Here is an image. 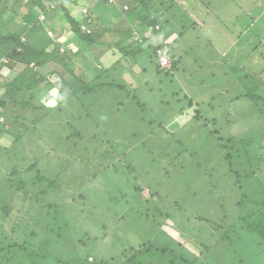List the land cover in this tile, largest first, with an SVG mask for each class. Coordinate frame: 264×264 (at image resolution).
<instances>
[{
	"label": "rangeland",
	"instance_id": "1",
	"mask_svg": "<svg viewBox=\"0 0 264 264\" xmlns=\"http://www.w3.org/2000/svg\"><path fill=\"white\" fill-rule=\"evenodd\" d=\"M202 1L211 24L204 33L189 20L190 0L177 2L188 16L170 5L177 25L171 39L182 33L181 48L172 46L182 60L174 74L155 70L149 47L166 40L170 25L155 36L132 29L135 41L144 39L139 50L121 51L115 68L96 77L123 90L88 92L86 83L97 64L108 67L105 39L114 45L136 12L123 21L112 11L115 20L106 18L102 28L87 18L91 28L81 29L97 33V43L76 38L73 45L62 37L69 30L64 15L50 13L53 23L44 29L61 59L43 57L37 70L51 86L31 90L38 108L22 113L29 120L15 122L18 109L10 120L2 117L15 144L0 137V264H78L88 257L92 264H130L132 257L133 264H243L241 243L217 241L244 194L264 197V0ZM125 2L138 10L134 0ZM24 3L0 1V34L26 33ZM80 14L90 17L86 7ZM113 22L116 31L109 30ZM22 70H1L0 97L3 78ZM6 170L17 174L2 177ZM247 239L249 248L257 246Z\"/></svg>",
	"mask_w": 264,
	"mask_h": 264
},
{
	"label": "trees",
	"instance_id": "2",
	"mask_svg": "<svg viewBox=\"0 0 264 264\" xmlns=\"http://www.w3.org/2000/svg\"><path fill=\"white\" fill-rule=\"evenodd\" d=\"M1 1V0H0ZM77 0H70V1H64V0H25V8L28 9L27 15L24 17V22L26 24H30L29 29L26 31V33L22 34L19 33L18 31L13 32V33H5V34H0V75H1V70L3 68L10 69L13 67H18L21 66L23 67L22 72L18 77H16L13 80H4L3 82L6 83L7 86L4 87V92L3 95L0 97V107L2 108L3 111L0 112V137L3 136L5 139V143L8 145L13 146L15 144V141H13V138L10 136L12 134L11 132H8L7 124L3 120V116L5 119H9L10 113L14 114L15 109H18L21 113L16 115L14 117V121L18 122L19 120H29L30 117L27 118V116H23V112L27 111H36L37 106H35V101L37 100L36 95L34 96L31 93V90L33 87H37L39 84L45 82L46 85H50L49 79H47L46 76H43L41 71H38V67L43 66V57H46L48 55H54L58 58L61 59V54H59V47L60 45L56 43L54 37H49L47 31H45L44 27L47 26L49 29L53 23L49 19L50 13H55V14H62L65 17V22L68 23L69 25V30L67 32V36L70 38H73L74 40L77 38L79 40L85 41V42H90L94 43L97 42V33L87 32L86 30H82V26H86L88 28H91L92 25L86 20V16L79 21V17L77 14H73L70 9L65 7V5H70V6H75ZM95 2V8L94 9V15L89 13V16L94 18L96 21L95 25H100V23L97 21L100 16V12L98 9V6L103 5L104 7L107 8V11L112 8L115 10V7L113 5V2L111 0H105L104 4L100 3L102 0H91ZM137 5L138 10L134 11L132 10L131 13H135L136 15L140 16L141 19L145 18L146 20V26L148 28L149 33L152 36L156 35V32H161L162 28L164 26H169L170 28V34H172L175 30L173 27L175 24H172L175 20L174 17H165V12L170 11V5H175V2L173 0H137ZM156 3H159L161 6H163V12H160L159 10L156 9ZM177 7V5H176ZM117 8V7H116ZM170 8V9H168ZM150 9L153 10V12H156L157 16L154 14H151ZM88 10V9H87ZM178 14L180 12H185V10L182 9V7L178 8ZM59 11V12H58ZM114 12V11H113ZM42 13L45 15V18L43 21L38 20V15ZM74 15V16H73ZM88 15V14H86ZM131 15V14H128ZM177 15V14H176ZM48 16V17H47ZM82 16V15H81ZM188 16V13H187ZM189 17V16H188ZM200 17V16H199ZM2 16L0 15V19ZM79 18V19H78ZM97 19V20H96ZM191 22L194 24L195 27H197L200 32L202 29H200L197 25L196 22L189 18ZM171 22V23H170ZM93 23V21H92ZM142 25V24H140ZM174 25V26H172ZM181 23L179 24V26ZM177 27V25L175 26ZM95 28V27H94ZM102 28V26H101ZM136 28V27H135ZM123 28H121L122 30ZM100 30V29H99ZM110 31L113 30V28L109 29ZM125 32L124 34L119 33V37H121V40L119 37L116 39V47L119 48L120 53L122 52H128L129 54L132 53L134 54L135 51L139 50L140 45H142L144 42H139L135 41L133 38L134 36L131 37L132 31H129V29L126 31L123 29ZM167 32V31H166ZM203 33V31H202ZM182 36V33L178 35V37L173 41L169 42L167 41L169 39V34L166 40L162 41L161 44H151L150 49H151V58L154 62V67L157 72H163L165 74H174L178 66L181 64V57L177 56L174 57L172 53V46L175 44V48L179 49L180 46L177 44L179 43V37ZM131 37V38H130ZM149 41V40H148ZM147 41V42H148ZM225 41V40H224ZM76 42V40H75ZM74 42V43H75ZM225 45V44H224ZM53 47V49L48 51L49 47ZM167 51V56L169 59V67H161L159 62H158V51ZM66 54L68 50H65ZM122 55V54H121ZM3 58V59H2ZM121 60V59H120ZM119 60V61H120ZM118 61V63H119ZM117 63V64H118ZM116 64V65H117ZM115 64L112 65L111 67L108 66L104 69V67H99V64H97V70L98 73L92 74L93 77L90 78L86 83L88 87H91V89H86V91H94L96 87H98L100 90H104L105 88L113 89H124V86L118 85V84H113V83H106L101 81H96V77L99 75V71L107 73L109 70L115 68ZM178 65V66H176ZM36 68V69H35ZM35 69V70H34ZM29 70L31 74L29 73L26 75V71ZM240 72V71H238ZM26 75V76H24ZM2 76V75H1ZM98 80V79H97ZM92 82H97L96 84H92ZM48 83V84H47ZM82 85L85 83H81ZM90 85V86H89ZM35 92V90H34ZM37 92V91H36ZM35 94V93H34ZM12 104L11 107H8ZM191 101L189 102V105L191 106ZM10 109V110H9ZM9 112V113H8ZM197 113V111H194ZM33 118V117H32ZM10 120V119H9ZM12 120V119H11ZM7 121V120H6ZM13 121V122H14ZM34 121V119L32 120ZM2 127V128H1ZM215 135H217V132H214ZM8 140V141H7ZM220 141V138H218ZM231 143H233L232 139H229ZM4 148L3 145H0V149ZM225 147L221 144L220 149L223 150ZM6 159H9L8 157H5ZM226 159V156H225ZM2 163V158L0 157V166ZM33 169V165L31 167L27 168V171H31ZM7 171V170H6ZM233 174H235V177L237 176V172L231 170ZM5 172V170H4ZM0 174H1V168H0ZM17 173L12 172V171H7L2 175V177H7L12 175H16ZM2 179V178H0ZM236 188H240V181L237 179L236 183L234 184ZM20 189V188H17ZM242 188H240L241 190ZM237 203H235L236 210L235 214L233 216V222L229 224L226 227V231L223 232L222 236H220V239L217 242H227L229 246L232 245L233 241L237 243L242 244L241 252L242 254H248L247 257H243L242 259L239 260L240 263H244V261L248 264H257L261 263L264 264V197L260 200H252V196L249 194H244V197H242ZM239 210V212L237 211ZM2 211H4L2 209ZM17 212V211H16ZM18 214V213H17ZM17 214L14 213V222L12 224L13 227L16 226L17 224ZM10 217L9 214H6V218ZM1 224V223H0ZM2 227V226H1ZM253 237L257 242V246L254 248H249L248 247V239ZM237 246V244H236ZM161 252L167 253L169 252L168 249H161L157 250L156 252ZM133 258H130L128 262L130 264H133ZM93 260H91L89 257L87 260L84 261H78V264H92Z\"/></svg>",
	"mask_w": 264,
	"mask_h": 264
},
{
	"label": "crops",
	"instance_id": "3",
	"mask_svg": "<svg viewBox=\"0 0 264 264\" xmlns=\"http://www.w3.org/2000/svg\"><path fill=\"white\" fill-rule=\"evenodd\" d=\"M104 1L105 0H102V2H100V3H102V4H104ZM174 2H175V4L177 5V2H179V1H182V0H173ZM185 1V4H183V7H184V5L186 6V0H184ZM87 2H90V3H92L93 4V7L90 9V5L87 3ZM106 2V1H105ZM134 3H135V6H137V7H139L137 4V0H134ZM202 3H203V1L202 2H200V0H190V2L188 3V7H189V11H192L193 13H194V15L192 16V17H194L195 19H193L195 22H196V25L200 28V29H205L204 31L205 32H207L206 31V29H208V28H211V24H210V21L209 22H205V20L203 19V13H204V10H205V8L202 6ZM95 2L93 3V1H91V0H77L76 1V5L73 7V6H70V5H65V7H67L68 9H70V11L75 15V14H77V16L80 18H78L79 19V21H81V19L83 20V17L81 16V14H80V8H83V7H86L87 9H88V12L91 14V16H92V14L94 13V9L96 10L97 8H95L94 6H95ZM99 4V3H98ZM98 4H96V5H98ZM113 5H114V7L116 6L117 8L115 9V10H113L114 8H112V9H110V11L108 10L107 11V8L106 7H104L103 5H101V6H98V9H99V12H100V16L99 17H97L98 18V22L99 23H102V22H105L106 23V18H108V19H110L109 17H112L113 18V21L115 20V18L113 17V12L112 11H114L117 15H119V12H121L122 13V15L125 17V18H123V21L125 20H127V18H126V13L127 14H133V13H131V11H132V7H130L128 4H127V2H125V0H114V2H113ZM134 6V7H135ZM156 9L157 10H159L160 12H163V6H161L159 3H156ZM123 7H127L128 9L126 10V12L123 10ZM180 7H182V6H179V5H177V7H176V9H178V8H180ZM200 7L202 8V9H200ZM140 8V7H139ZM168 9H170V8H168ZM183 10H185V9H183ZM169 13V10L168 11H166L165 12V17H170V15L168 14ZM188 13V12H187ZM73 15V16H74ZM94 15V14H93ZM188 15H189V13H188ZM192 15V14H191ZM191 15H189V18H191L190 16ZM132 16V15H131ZM200 16V17H199ZM87 18H89V19H92V17L90 18V17H88V16H86ZM87 18H86V20H87ZM197 18H198V20H197ZM131 19V18H130ZM192 19V18H191ZM102 20H104V21H102ZM199 21H201V22H199ZM132 23L134 24L133 26H130V28H129V31H132V29H136L137 30V33H142V34H145V30L147 29V33H148V35L149 36H152L150 33H149V31H148V28H147V26H146V20H145V18H143V19H141V17L140 16H138V15H135V17H133L132 18ZM200 23V24H199ZM129 25L128 23H125V25ZM140 24H142V25H140ZM112 28H113V30L112 31H114L118 26L115 24V22H113L112 24ZM136 25H137V27H136ZM124 27V26H123ZM136 27V28H135ZM139 27V28H138ZM206 27V28H205ZM138 30H139V32H138ZM107 31H109V30H104V31H102V32H107ZM116 31V30H115ZM168 31V30H167ZM204 31H203V33H204ZM222 32V31H221ZM223 33V32H222ZM106 35H108V34H106ZM114 36H115V34H113ZM110 36V35H109ZM63 38H64V40H67L68 41V36H62ZM171 37H173V34H170L169 33V39L167 40V41H169L170 43L171 42H173L176 38H174V40L173 39H171ZM73 39H71V41H72ZM150 41H151V39H149ZM147 41V40H146ZM180 41V40H179ZM108 40H106L105 39V42H104V44L103 43H101V42H99V43H101V44H103V46H102V48H106V50H108V54H109V56H106L105 58H107L106 59V61L104 60V58H103V56L101 57V59H102V62L104 63V65L106 64L107 66H112V65H116L117 63H118V61L122 58V55H121V53H120V50H119V48L118 47H116V43L114 42L113 44L114 45H110V43L111 42H109V47H108ZM143 42H144V39H143ZM161 42L162 41H160V38H159V40H158V42H156L155 44H161ZM76 43V42H75ZM97 43V42H96ZM74 44V42L72 41V42H70V45H73ZM225 45H226V43H225ZM181 48V47H180ZM179 48V49H180ZM113 50V49H115V50H113L114 52H115V54H114V52H111L110 50ZM174 50H176V48H174ZM115 56V57H114ZM100 57V56H99ZM114 59H115V61H114Z\"/></svg>",
	"mask_w": 264,
	"mask_h": 264
},
{
	"label": "built area",
	"instance_id": "4",
	"mask_svg": "<svg viewBox=\"0 0 264 264\" xmlns=\"http://www.w3.org/2000/svg\"><path fill=\"white\" fill-rule=\"evenodd\" d=\"M64 1H70V0H64ZM82 30H85V29H82ZM158 62L161 67H166L168 65L169 59H168L166 50L158 51Z\"/></svg>",
	"mask_w": 264,
	"mask_h": 264
},
{
	"label": "clouds",
	"instance_id": "5",
	"mask_svg": "<svg viewBox=\"0 0 264 264\" xmlns=\"http://www.w3.org/2000/svg\"><path fill=\"white\" fill-rule=\"evenodd\" d=\"M68 2V1H67Z\"/></svg>",
	"mask_w": 264,
	"mask_h": 264
}]
</instances>
